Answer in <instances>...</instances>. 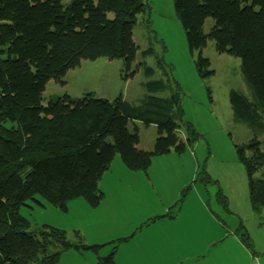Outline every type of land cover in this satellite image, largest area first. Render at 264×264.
Listing matches in <instances>:
<instances>
[{"label": "trees", "instance_id": "1", "mask_svg": "<svg viewBox=\"0 0 264 264\" xmlns=\"http://www.w3.org/2000/svg\"><path fill=\"white\" fill-rule=\"evenodd\" d=\"M146 1L0 0L5 20L0 24V264H57L72 246L93 251L97 264H116L117 245L101 257L104 245L84 244L79 232L75 234L80 243H71L66 230L34 226L21 208L31 200L43 205L37 196L65 211L77 198L97 207L104 199L99 182L115 155L132 171L147 173L151 165L147 153L128 148L127 119L168 128L183 122L179 85L170 96H162L171 88L169 79L156 78L155 69L145 61L152 48L142 53L139 69L146 93L138 101L87 91L78 98L53 94L44 102L42 90L49 75L75 69L81 55L91 60L121 59L125 70L131 69L133 29ZM173 3L191 53L213 38L218 52L241 60L249 96L230 89L229 103L234 120H244L253 134L237 146V153L248 174L251 201L260 209L264 207V0ZM209 17L214 26L207 34L203 27ZM195 64L201 77L214 74L202 51ZM42 112L54 118L40 116ZM187 132L192 145L198 135L192 125H187ZM170 146L167 139L160 153H168Z\"/></svg>", "mask_w": 264, "mask_h": 264}, {"label": "rangeland", "instance_id": "2", "mask_svg": "<svg viewBox=\"0 0 264 264\" xmlns=\"http://www.w3.org/2000/svg\"><path fill=\"white\" fill-rule=\"evenodd\" d=\"M146 2L144 13L138 16L140 25L133 29L135 58L131 69L125 70L121 59L91 60L81 55V63L75 69L65 75L55 71L49 75L42 95L46 103L53 94L78 98L94 91L114 98L118 94L124 97V92L126 100L136 102L146 93L141 85L145 77L139 72L142 53L152 48L145 61L155 69V77L168 78L172 89L177 83L181 87L185 123L179 130L161 127L150 132L152 141L161 136L174 143L170 153L154 154L149 139L148 172L113 168L99 185L104 199L97 207L77 198L68 202L65 211L37 196L43 205L28 201L30 207H22L21 213L34 226L48 224L66 230L71 243H80L75 234L79 232L84 244L104 245L99 252L101 257L117 245L116 264H163L161 239L172 238L190 243L189 251L194 253L204 251L213 239L225 240L227 252L233 253L236 250L229 243L233 237L245 239L248 247L264 252V207H254L248 174L237 153V146L248 142L253 134L244 120H234L229 103L230 89L249 96L241 60L218 52L213 38L191 53L173 0ZM4 21L0 15V24ZM213 26L214 19L209 17L204 32L208 34ZM200 51L214 72L206 78L196 69ZM41 115L54 118L46 112ZM187 125H192L198 140L186 145L184 151L177 150V146L186 144ZM123 238L127 239L120 241ZM184 251L182 247L174 252ZM211 251L210 247L208 252ZM218 251L221 250L215 252ZM97 262L93 251L72 246L62 252L57 264Z\"/></svg>", "mask_w": 264, "mask_h": 264}, {"label": "crops", "instance_id": "3", "mask_svg": "<svg viewBox=\"0 0 264 264\" xmlns=\"http://www.w3.org/2000/svg\"><path fill=\"white\" fill-rule=\"evenodd\" d=\"M141 19V18H140ZM136 25H140V22H137ZM139 72L141 70L139 69ZM177 85H179L177 83ZM176 87L174 89L169 88L171 90L168 91V89L161 93L162 96H170L173 91L176 90ZM179 85V89H180ZM123 95L126 99H128L123 92ZM181 95V94H180ZM71 96V95H70ZM101 97H108V96H102ZM74 97V96H72ZM108 98H113L108 97ZM181 102V100H180ZM71 106V105H70ZM185 122L180 123L176 127H172L176 130H179L181 128V125ZM156 124L153 123H147L142 122L138 120H132L127 119L125 124V138L126 143L128 145V148L130 151L134 153H146L147 150H149L147 141H150V145H153V151L156 155H165L170 153L171 147H173L174 143L171 141L170 151L168 153H160L161 145L164 141V139H161V136H159L156 140L152 141L150 138V134L153 132V130H161V126H154ZM171 128V127H170ZM187 130V129H186ZM151 132V133H150ZM189 145V134L187 132V138H186V144H182L183 151L186 149ZM152 148V147H151ZM150 148V149H151ZM123 162L120 158V156L115 155L112 158L110 168L103 177L112 171L113 168H121V170H124ZM103 177L101 178V181L99 182V185L102 184ZM104 193V192H103ZM230 245L234 247L236 250L235 252H227L225 240L220 239H213L211 240L208 247L200 252V253H194L189 251L190 243L183 242L181 239H167L163 240L161 239V261H163V264H264V252L256 251L254 249H251L248 247V245L243 241L240 237H233L231 238ZM184 248L183 252H174L176 249ZM212 248L211 252H208L209 248ZM217 250H221L218 252H215Z\"/></svg>", "mask_w": 264, "mask_h": 264}]
</instances>
